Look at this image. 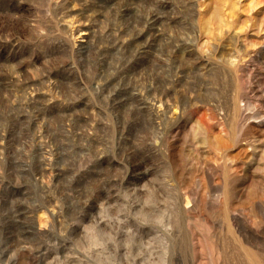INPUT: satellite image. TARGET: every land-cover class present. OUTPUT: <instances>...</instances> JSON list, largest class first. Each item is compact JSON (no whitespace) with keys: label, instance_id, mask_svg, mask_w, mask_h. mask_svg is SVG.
I'll return each instance as SVG.
<instances>
[{"label":"rangeland","instance_id":"rangeland-1","mask_svg":"<svg viewBox=\"0 0 264 264\" xmlns=\"http://www.w3.org/2000/svg\"><path fill=\"white\" fill-rule=\"evenodd\" d=\"M255 142L264 0H0V228L44 213L34 264H264Z\"/></svg>","mask_w":264,"mask_h":264},{"label":"bare ground","instance_id":"bare-ground-1","mask_svg":"<svg viewBox=\"0 0 264 264\" xmlns=\"http://www.w3.org/2000/svg\"><path fill=\"white\" fill-rule=\"evenodd\" d=\"M150 21H151V19H150ZM156 21H157V19H155V18L152 19V21L150 23L148 21V23H149L148 24L149 25V29L151 28V26L154 25V23ZM129 30L130 29L127 28L125 31L129 32ZM133 32L135 33V31H133ZM131 33H132V31H131ZM134 33H132L131 35L129 33V35L131 37L129 46H130L131 42L134 41V39H137L138 40V38H133L134 37ZM123 36H126V35L124 34ZM177 48L178 47L175 46V45H170V47L169 46L167 47V49H168V59H167V61H172L173 62L174 57H175V54L178 51ZM141 50L142 49H138L137 51H134L133 52L134 53V56L135 55L142 54V53H140ZM219 140H220L219 135H216V137H214V140H213L214 142L213 143H215V144L217 143L218 144L220 142ZM262 141H263V139H262ZM221 143H222V141H221ZM255 143H257V144H252L251 143V144H247L246 147H240L239 148V155L237 156V159H239L242 162V168L241 169L238 168V170H236V171H239L240 173H236L234 175V178H237L238 183L241 182V184H242L245 181H251V182H253L255 180H259V181L264 182V178H263L264 177V166H262V162L264 161V150L261 149L259 142H255ZM189 154H190V157H192L191 160L194 159L193 158L194 156H196L195 158H197V156L200 155L196 150L194 152H191L190 151ZM55 159H57V158H55ZM207 162H208L207 160L204 161V163H207ZM43 165H45L46 167L48 166L44 162L41 163V164H39V166L37 165L39 167V171H41L43 169ZM183 171H184V169L181 170V173H184ZM257 172L260 175L257 176L256 175ZM234 188H235V186H234ZM239 193H240V195H242L243 192L240 191ZM187 204H190V203H187ZM188 208H189V205L185 206V210H187ZM28 210L29 209H27V210L26 209L25 210L24 209H20V211L17 210L13 214L12 219L10 221H8L7 223L3 224V226L0 228V262L2 261L3 256L5 255L4 253L9 248H15L16 247V248H18L17 254H16L15 258H12L8 263H10V264H34L33 263L34 261L32 259L33 256L31 257V254L29 252H27V250L29 251V247L31 245H33L34 243H37L35 241H38L40 238H43V232L46 230L45 225L48 222L47 221L48 219L44 215L43 212H42L43 213L42 214V213L37 212V210L31 211V209H30L29 212H28ZM26 212L28 213V215H29V213L31 215L32 212L34 214L33 217H32V215H31V217L29 216L31 218V220L28 221V219L26 218L28 222L25 219H24L25 221L20 220V216L23 215V214H26ZM22 217H24V216H22ZM52 239H53V237H52ZM47 240H49V242H50L51 239H47ZM41 241L43 243V240L42 239H41ZM42 243H40V244H42ZM45 243H46V240H45ZM21 244H25V245L22 246ZM16 245H18V246H16ZM27 246H29V247H27ZM34 259H35V257H34ZM260 259L262 260V258H260Z\"/></svg>","mask_w":264,"mask_h":264}]
</instances>
